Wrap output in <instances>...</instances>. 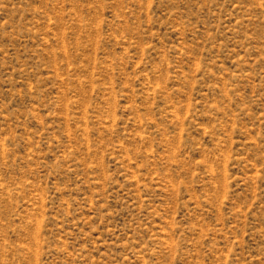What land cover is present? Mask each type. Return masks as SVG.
<instances>
[{"label": "rangeland", "instance_id": "obj_1", "mask_svg": "<svg viewBox=\"0 0 264 264\" xmlns=\"http://www.w3.org/2000/svg\"><path fill=\"white\" fill-rule=\"evenodd\" d=\"M0 264H264V0H0Z\"/></svg>", "mask_w": 264, "mask_h": 264}]
</instances>
